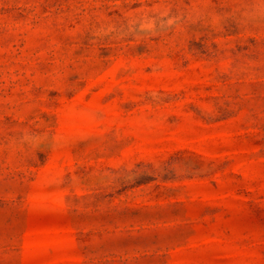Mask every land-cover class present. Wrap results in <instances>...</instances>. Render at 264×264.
Returning <instances> with one entry per match:
<instances>
[{
  "label": "rangeland",
  "instance_id": "rangeland-1",
  "mask_svg": "<svg viewBox=\"0 0 264 264\" xmlns=\"http://www.w3.org/2000/svg\"><path fill=\"white\" fill-rule=\"evenodd\" d=\"M0 264H264V0H0Z\"/></svg>",
  "mask_w": 264,
  "mask_h": 264
}]
</instances>
